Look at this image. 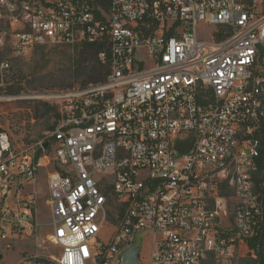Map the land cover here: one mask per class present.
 <instances>
[{
  "label": "built area",
  "instance_id": "built-area-1",
  "mask_svg": "<svg viewBox=\"0 0 264 264\" xmlns=\"http://www.w3.org/2000/svg\"><path fill=\"white\" fill-rule=\"evenodd\" d=\"M46 44L94 46L109 73L43 96L47 139L0 133V244L34 250L18 264H122L144 232L149 264H259L264 0H0V48Z\"/></svg>",
  "mask_w": 264,
  "mask_h": 264
},
{
  "label": "rangeland",
  "instance_id": "rangeland-1",
  "mask_svg": "<svg viewBox=\"0 0 264 264\" xmlns=\"http://www.w3.org/2000/svg\"><path fill=\"white\" fill-rule=\"evenodd\" d=\"M81 50L78 47L46 44L33 47L18 57L10 48H0V130L8 133L17 147H29L49 137L56 118L53 113H46L44 105L49 102L43 96L68 89L59 87L57 82L61 79V70L69 66ZM4 60L10 62V67L6 70L1 68ZM73 88L85 87L78 84ZM11 90L20 93L10 95ZM47 178L48 170H45L39 179L45 191L40 196L38 207L43 224L38 233L39 241L46 240L51 234L48 226L49 210L46 206ZM112 234V227L107 225L99 237L100 242L108 243ZM152 237L153 234L149 232L141 233L137 237V243L142 248V264H149ZM0 249V256L3 257L0 264H18L23 256L34 252L21 243L14 250H7L5 244H0Z\"/></svg>",
  "mask_w": 264,
  "mask_h": 264
},
{
  "label": "trees",
  "instance_id": "trees-1",
  "mask_svg": "<svg viewBox=\"0 0 264 264\" xmlns=\"http://www.w3.org/2000/svg\"><path fill=\"white\" fill-rule=\"evenodd\" d=\"M78 48H82L81 52L72 60L69 66L61 70L62 76L57 82V85L61 88L72 89L78 84H81L82 87H87L91 84H99L106 79L109 73V67L103 65L99 60L100 50L98 48L90 45L78 46ZM18 93H20V91H10V95ZM44 106L47 109L46 113H53L55 115L56 122L54 127L50 129L53 131L57 126L58 116L51 105L45 104ZM1 132L2 130H0V133ZM257 245L260 247L259 264H264V232L250 242L252 248H256ZM244 264H257V262L249 260L244 262Z\"/></svg>",
  "mask_w": 264,
  "mask_h": 264
},
{
  "label": "water",
  "instance_id": "water-1",
  "mask_svg": "<svg viewBox=\"0 0 264 264\" xmlns=\"http://www.w3.org/2000/svg\"><path fill=\"white\" fill-rule=\"evenodd\" d=\"M193 146V141H187L184 143H178L177 149L183 152H188ZM46 148L48 145L45 146ZM140 256V247L135 244L131 249L123 254L121 257L122 264H141L139 260ZM2 260V256H0V261Z\"/></svg>",
  "mask_w": 264,
  "mask_h": 264
}]
</instances>
